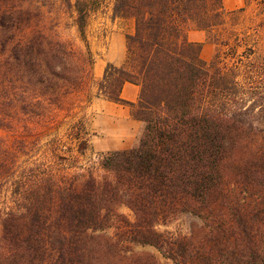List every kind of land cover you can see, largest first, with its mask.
Returning a JSON list of instances; mask_svg holds the SVG:
<instances>
[{
	"label": "trees",
	"instance_id": "obj_1",
	"mask_svg": "<svg viewBox=\"0 0 264 264\" xmlns=\"http://www.w3.org/2000/svg\"><path fill=\"white\" fill-rule=\"evenodd\" d=\"M103 2L112 3V20L133 23V33L126 61L107 65L95 97L130 106L144 125L135 147L107 153L94 150L85 116L39 145L76 116L68 101L84 91L91 67L83 53L33 31L32 11L47 2L7 0L0 10V28L11 34L0 128L28 133L13 151L0 139V264H158L135 246L154 247L172 264H264L262 66L250 63L247 35L233 34L232 43L217 33L245 6L66 0L92 64L86 30ZM191 29L215 43L211 60L201 56L203 43L189 40ZM127 82L140 87L137 103L121 97ZM38 148L44 158L32 160ZM85 155L94 161L81 164ZM188 218L185 233L158 230Z\"/></svg>",
	"mask_w": 264,
	"mask_h": 264
},
{
	"label": "rangeland",
	"instance_id": "obj_2",
	"mask_svg": "<svg viewBox=\"0 0 264 264\" xmlns=\"http://www.w3.org/2000/svg\"><path fill=\"white\" fill-rule=\"evenodd\" d=\"M71 1L73 2L74 0ZM6 2L7 0H0L1 11H3ZM25 2H32L36 7L40 6L41 3L47 2V7L45 6L44 8H41V10L36 8L34 11H32L33 31L44 32L48 38L59 39L65 44V47L69 51L74 50L83 53V55H86L85 65L87 68L91 67V74L89 73L87 75V83L84 91L72 96L68 101L74 104V111L77 113L76 116L73 118L68 117L64 119L62 122L63 124H60V127L55 132L49 133L45 136L42 135L40 138L37 136V134L30 136L34 137L36 135V137L40 139L39 145H43L55 136L64 137V135L68 133L67 130L70 125L73 122H76L78 118L82 116H85L90 128V120L94 115V111H91L89 107L90 103L93 101V99H95V95L99 88L98 84L102 78L99 80L94 79L92 72L93 64L89 59L90 56H87L86 54V42L81 37L78 27L75 24V13H73V11L67 6L66 0H15V5L20 7ZM245 2V12L240 15L239 19L233 23L231 21L226 27L227 30L219 28L217 33L229 36L232 43L235 41V36L233 34H238L239 38L247 35V40L245 42L248 45H246V47L249 48L247 53L251 54L253 58L251 59L250 63H258L260 66H262L259 77V85L264 86V0H245ZM111 6V2H103L100 7H96V9H92L90 12L86 35L89 46L95 58L104 53L108 47V40L114 32H129L133 30L132 22L122 21L120 19H111ZM10 36L11 34H9L7 30L0 28V117H2V115L5 113L3 84L7 78V71L10 63V48L7 43ZM209 42L213 44V49L210 53L211 60L216 52V45L213 41ZM243 48L244 47L240 48V52L243 51ZM262 92H264V89ZM262 96H264V93H262ZM262 104L263 106L258 107L256 110L257 112L264 110V99ZM64 114L65 113H62L60 117L62 118ZM143 126L144 125L142 123V129ZM141 132L138 136V140ZM26 133L27 132H25L23 126H19L15 131L0 128V139L2 140L3 144L7 146L8 150L13 151L15 148H18V146H21L20 142L24 139V137H26ZM38 151V154L33 152L30 153V155L33 156L32 160H43L44 154H42L39 148ZM25 159H27V156L21 154L19 159L20 162ZM91 159L92 158H90L89 155L81 156L80 163L87 165L88 162L94 161V159L90 161ZM5 198V196H0L1 210L5 208ZM120 212L128 215L129 218L133 220V214L127 207H122ZM191 222L192 219L190 218L186 220L180 219L173 223L160 225L158 230H168L172 232L181 230L182 233H185L187 231L188 225ZM135 250L138 252L152 253L156 256L158 264H172L170 260L164 258L162 254L154 247L135 246Z\"/></svg>",
	"mask_w": 264,
	"mask_h": 264
},
{
	"label": "crops",
	"instance_id": "obj_3",
	"mask_svg": "<svg viewBox=\"0 0 264 264\" xmlns=\"http://www.w3.org/2000/svg\"><path fill=\"white\" fill-rule=\"evenodd\" d=\"M245 3V0H223L224 8L229 11L243 8ZM130 33H133V30L118 31L112 34L108 40V47L94 61L92 68L94 79L99 80L104 77L109 63L116 66L124 64L127 58L126 36ZM188 38L190 41L203 43L201 56L209 61L213 44L208 41L206 32L191 29L188 32ZM139 94L140 87L127 82L122 88L121 97L127 102L137 103ZM89 108L94 111L90 120V129L94 133L91 143L96 152L107 153L136 146L142 130V122L132 117L130 106L95 97Z\"/></svg>",
	"mask_w": 264,
	"mask_h": 264
}]
</instances>
